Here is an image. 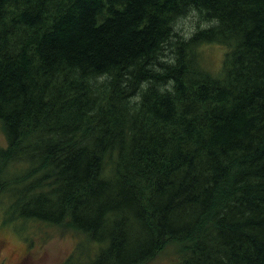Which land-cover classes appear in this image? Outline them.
Returning <instances> with one entry per match:
<instances>
[{"label":"trees","instance_id":"16d2710c","mask_svg":"<svg viewBox=\"0 0 264 264\" xmlns=\"http://www.w3.org/2000/svg\"><path fill=\"white\" fill-rule=\"evenodd\" d=\"M0 125L7 221L71 263L264 264V0H0Z\"/></svg>","mask_w":264,"mask_h":264},{"label":"rangeland","instance_id":"374dc122","mask_svg":"<svg viewBox=\"0 0 264 264\" xmlns=\"http://www.w3.org/2000/svg\"><path fill=\"white\" fill-rule=\"evenodd\" d=\"M211 23L200 19L199 12L192 10L188 15L179 19L177 32L185 38L190 37L199 28L209 27ZM227 47L219 44H210L202 47L201 58L205 68L214 75H219L222 71ZM7 138L0 125V149L6 147ZM8 197L0 200V238L8 240V249L11 250L15 245H25L29 251L25 259L20 264H64L65 261L74 260L88 263L89 251L97 249L95 242H90L88 238L65 228H58L43 222L30 223L7 221V218L16 212L9 211ZM82 246L83 257L78 255L77 248ZM75 256V257H74ZM14 261H8L12 264ZM154 264H172V256L163 253Z\"/></svg>","mask_w":264,"mask_h":264},{"label":"flooded vegetation","instance_id":"af4514ba","mask_svg":"<svg viewBox=\"0 0 264 264\" xmlns=\"http://www.w3.org/2000/svg\"><path fill=\"white\" fill-rule=\"evenodd\" d=\"M38 221H30V223ZM8 240L6 237L0 238V264H7L8 261H14L12 264H20L31 251L25 245H15L11 250L8 249ZM69 263L65 261L64 264Z\"/></svg>","mask_w":264,"mask_h":264}]
</instances>
